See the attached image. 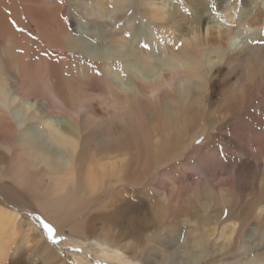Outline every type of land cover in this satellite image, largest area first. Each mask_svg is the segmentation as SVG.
I'll return each mask as SVG.
<instances>
[{
	"label": "bare ground",
	"instance_id": "bare-ground-1",
	"mask_svg": "<svg viewBox=\"0 0 264 264\" xmlns=\"http://www.w3.org/2000/svg\"><path fill=\"white\" fill-rule=\"evenodd\" d=\"M92 1L83 18L26 5L35 40L0 17V264L19 236L61 264H264V177L245 200L205 176L189 188L169 175L193 162L204 175L219 159L196 154L218 136L207 93L264 58L242 40L264 24V0H240L234 23L233 0ZM143 189L158 193L150 209ZM36 216L68 240L47 243Z\"/></svg>",
	"mask_w": 264,
	"mask_h": 264
},
{
	"label": "rangeland",
	"instance_id": "rangeland-1",
	"mask_svg": "<svg viewBox=\"0 0 264 264\" xmlns=\"http://www.w3.org/2000/svg\"><path fill=\"white\" fill-rule=\"evenodd\" d=\"M82 1V4H78L75 2V0H31L27 3L23 2V0H0V17L3 19H7L5 27H11V29L14 30V32H16L17 34L25 29L28 31V33L32 34V38L35 40L34 35L36 32L34 27L32 26V24H29L28 19L26 20L22 15L23 9L26 5L32 6L37 10L41 9L45 15L46 13H48V9L60 7V13L63 14V17H65V11H70L72 13L78 14V17L83 18L85 8H87V6L94 7V3L92 0ZM85 2L87 4H85ZM239 2L240 0L231 1L232 6L230 7V11H228L229 14L231 13L233 16L231 23H234V20L238 19L237 16L241 14V9L238 8ZM194 3L196 2L193 1V4ZM95 9H97V6L95 7ZM129 12H132V14H135L137 17H141L144 21L146 20L140 15L139 8L135 2L132 3V8ZM262 12L264 14V6L262 8ZM20 17L21 23L18 22ZM77 19L78 18L75 19L72 16V19L70 20L72 29H75L76 31L80 28L77 25ZM225 19L226 18L224 17V15L221 14L220 16H216L212 20H214V23L216 25L221 26L220 24L223 23L225 25L227 23L229 17L228 19ZM107 21L111 24V26L113 25L114 28H118L120 25H123V22L120 21L111 22L112 20L110 19H108ZM262 22L263 19L262 21L258 20L253 24L254 30L244 34L245 36L242 39L244 43L251 44L250 41H258L259 39H261L262 34H264V24H262ZM125 24L126 23H124V25ZM92 26V23H90L86 26V28L92 29ZM17 43L21 44L18 41ZM259 47H261V45H259ZM19 49L20 48L16 50L19 52ZM45 53H42V59H46V55H43ZM84 57L81 56V58L85 59ZM54 58H56V56H54ZM35 60H37L36 62H38L39 59L35 58ZM38 64L40 65L41 62H39ZM222 65V63H219L217 66L222 67ZM232 69L229 68V70H227V74H225L226 76L223 81L220 82L219 80L218 85L214 86L212 92L209 91L207 93L209 94L210 101L214 103L213 111L210 112L209 119L219 126H217V132H215L218 134V136L215 139H208L206 142L208 143L207 147L196 152L198 157L201 156L200 154H202V152H209L215 154L219 159H217V157L215 156L217 160H212L211 165L209 164L210 162L208 164H205L206 166H204V175L202 171H200L201 168L197 167L199 166L198 162L192 163L191 169L185 172L187 175L181 174V164H178L175 169L170 170L169 175L173 177L175 181H181L182 184H185L184 186L187 185L189 188H194L197 185H201L202 187L204 182L206 181L205 177L207 179H214L217 182H221L222 185H232V187L236 188L235 190L238 191V193H242V196L243 198H245V200H249L253 194L260 197L262 191H260L259 186L261 185V180L264 177V172L261 169L263 165V162L261 161L264 160V58H259L258 61L255 62V64L251 67H240ZM205 73L207 74L208 78L210 76V72L208 73V70H205ZM229 73H231V76L229 75ZM214 80L216 81L215 78ZM202 142L203 138L200 139V143ZM200 143L196 144L199 145ZM204 149L206 150L204 151ZM189 159L191 160L190 157ZM257 165L260 166L259 169ZM206 167L208 168L207 170ZM237 167L239 169H236ZM218 168L220 169V171H218ZM140 192L144 193L142 196V201L145 202V209H150L154 201L159 198L157 196L158 193L153 192L152 194V192L148 189H143ZM157 206L158 204H155L153 207ZM43 221L52 226V224L47 220ZM124 222L122 221V225L126 226L127 224L126 222ZM26 225L27 224L24 223L25 227ZM42 231L43 238L47 243H50L47 240L46 235L44 234L43 228ZM183 231L185 230L179 232ZM33 233L36 234L37 232L34 231ZM31 235L32 234L30 232V238H32ZM60 236H63L64 239L59 244L65 243L68 240L67 232L65 234H61ZM21 241L22 238L19 236L15 243V247H18V249L14 248L11 252H9L5 264H61V261H58L59 259L46 261L45 254L42 253L39 249V243L36 245H33L34 243L24 245L21 244ZM20 244L22 246H19ZM68 258L69 259L66 258L68 260L66 261L67 264H77L73 256L70 255ZM98 264L109 263L100 261L98 262Z\"/></svg>",
	"mask_w": 264,
	"mask_h": 264
},
{
	"label": "snow or ice",
	"instance_id": "snow-or-ice-1",
	"mask_svg": "<svg viewBox=\"0 0 264 264\" xmlns=\"http://www.w3.org/2000/svg\"><path fill=\"white\" fill-rule=\"evenodd\" d=\"M250 42L264 45V34H262L261 39H259L258 41H250ZM180 46L181 45L178 44L176 47L179 48ZM140 47L141 48H147V47H149V44L148 43H142L140 45ZM45 55H47V53H45ZM197 143H200V141H197ZM226 214H227V212L225 211V215ZM34 218L39 222L40 226L43 228L44 234L46 235L47 240L51 244H53V245L59 244L64 239L63 236H58L56 234L54 228L50 224H48L45 221H43L39 216H36ZM75 251H80V249H75Z\"/></svg>",
	"mask_w": 264,
	"mask_h": 264
}]
</instances>
